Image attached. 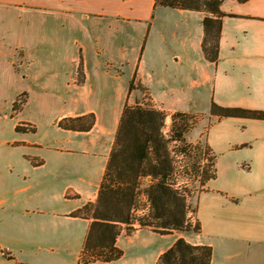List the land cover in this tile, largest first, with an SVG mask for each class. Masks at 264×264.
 Returning <instances> with one entry per match:
<instances>
[{
    "label": "crops",
    "instance_id": "obj_1",
    "mask_svg": "<svg viewBox=\"0 0 264 264\" xmlns=\"http://www.w3.org/2000/svg\"><path fill=\"white\" fill-rule=\"evenodd\" d=\"M155 2L0 0V264H80L90 222L72 213L97 198L124 105L142 96L135 74L167 121L199 118L185 137L209 146L217 178L191 200L200 233L123 231V257L90 264H157L179 238L212 247L211 264H264V120L211 113L264 111V0L221 5L217 63L202 13ZM90 113L88 132L58 125Z\"/></svg>",
    "mask_w": 264,
    "mask_h": 264
},
{
    "label": "trees",
    "instance_id": "obj_2",
    "mask_svg": "<svg viewBox=\"0 0 264 264\" xmlns=\"http://www.w3.org/2000/svg\"><path fill=\"white\" fill-rule=\"evenodd\" d=\"M224 1L156 0L155 7L202 13L203 53L207 60L217 63L222 19L227 16L221 11ZM236 1L245 3L249 0ZM78 73L80 80L84 78L82 56ZM135 89L145 91L137 82V74L131 81L130 92ZM13 111L18 112L16 105ZM211 113L221 117L264 120V111L225 108L215 103H212ZM168 116L169 113L149 96L142 101L136 100L134 104L126 101L97 198L72 213L73 217L90 222L80 264L109 263L121 259L124 251L117 246V240L123 231L128 236L138 229H148L162 236L176 232H201L200 222L196 216L192 218L190 215V182L182 175L178 158L181 157L183 170L202 174V190L208 181L217 178L216 159L209 146L186 140V133L198 123L197 116L172 113L170 131L166 134ZM94 123L95 116L90 113L65 117L58 125L64 130L88 132ZM16 130L32 129L18 125ZM212 254L210 246L194 245L179 238L160 255L157 264H211Z\"/></svg>",
    "mask_w": 264,
    "mask_h": 264
},
{
    "label": "rangeland",
    "instance_id": "obj_3",
    "mask_svg": "<svg viewBox=\"0 0 264 264\" xmlns=\"http://www.w3.org/2000/svg\"><path fill=\"white\" fill-rule=\"evenodd\" d=\"M142 91V96L140 99H137L138 100H144L145 98L148 97V95H146L145 91L140 89ZM25 101H26V96L25 95H20L18 97V99L16 100V102L14 103V105H16V108L17 110L19 111L23 105L25 104ZM131 104H134V103H131ZM13 105V107H14ZM168 120V118H167ZM166 120V128H165V133L168 134L169 131H170V126H171V122L167 121ZM173 145L175 146L176 143L174 142ZM196 151H194L193 155L195 154ZM179 159V165H180V168L182 170V175L185 176V178H188V181L190 182V185L189 187L191 188V198H190V204H191V217L192 218H195V214H194V210H195V207L192 206V203H191V200H192V197H194L198 192L202 191V188L200 186V180H202V174L201 173H192L191 171H185L183 170V167L180 163V160H181V157L178 158ZM148 182V181H147ZM159 238V237H158ZM165 242V241H164Z\"/></svg>",
    "mask_w": 264,
    "mask_h": 264
}]
</instances>
